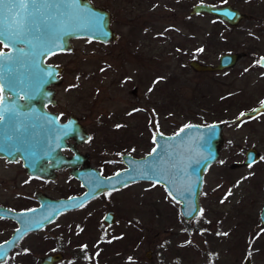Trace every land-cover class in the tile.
<instances>
[{"label": "rangeland", "instance_id": "obj_1", "mask_svg": "<svg viewBox=\"0 0 264 264\" xmlns=\"http://www.w3.org/2000/svg\"><path fill=\"white\" fill-rule=\"evenodd\" d=\"M90 1L110 12L116 38L75 37L69 50L45 59L62 66L50 107L76 115L92 131L82 146L92 153L90 161L104 160V173L113 172L122 165L120 153L149 150L154 130L171 133L189 122H222L223 141L204 171L196 216L184 219L161 184L137 180L82 209L65 210L47 226L42 250L62 251L55 264H242L244 257L264 264V108L251 120L235 121L264 98V0ZM196 2L229 3L246 16L231 25L210 13H191ZM229 51L240 53L230 67L196 71L189 65L190 59L213 65ZM248 147L257 157L245 164ZM19 170L17 164L0 168V197L14 198L37 184L51 196L79 189L65 173L22 186ZM105 208L114 213L109 225L101 218ZM35 255L33 249L13 257L35 264L29 260Z\"/></svg>", "mask_w": 264, "mask_h": 264}, {"label": "water", "instance_id": "obj_2", "mask_svg": "<svg viewBox=\"0 0 264 264\" xmlns=\"http://www.w3.org/2000/svg\"><path fill=\"white\" fill-rule=\"evenodd\" d=\"M189 11L210 13L231 25L246 16L229 3L196 2ZM0 30L13 37L5 41L12 50V58L0 63V86L3 87L0 106L15 108L7 117L8 122L0 121V156L20 159L30 174L51 176V168L72 166L74 156L68 158L60 151L66 139L82 141L88 134L74 115L59 122L57 113L45 108L46 103H54V85L59 83L62 70L61 65L45 59L52 53L69 50L71 39L75 37L101 42L114 40L116 33L110 27V12L90 0H36L35 3L29 0L26 8L20 0H0ZM1 46L0 51L9 52V48ZM239 56L237 51L222 52L213 65L195 59H190L189 65L196 71L219 70L232 66ZM260 65L264 68V58ZM263 106L264 99L260 107ZM221 128L222 122L209 121L185 123L171 133L154 130L152 146L147 152L140 156L122 153L123 167L109 174L102 175L90 165L79 170L72 168L70 173L84 188L79 194L60 197L41 194L40 205L24 211L0 207V215L18 220V227L11 236L0 243V260L24 231L48 223L61 211L72 209L103 190L136 180L161 184L168 196L178 202L181 216L191 219L200 211L203 174L218 156L223 141ZM153 148H156L155 153ZM256 157V150L248 148L243 162L251 163ZM112 216L113 211L108 210L103 220L112 222ZM259 225L264 227V205L259 212ZM149 252L147 250L146 255ZM62 256L61 251L46 253L39 264H54ZM150 264L163 263L153 261ZM242 264H250V259L245 257Z\"/></svg>", "mask_w": 264, "mask_h": 264}, {"label": "flooded vegetation", "instance_id": "obj_3", "mask_svg": "<svg viewBox=\"0 0 264 264\" xmlns=\"http://www.w3.org/2000/svg\"><path fill=\"white\" fill-rule=\"evenodd\" d=\"M2 48L3 47L0 44V49H2ZM262 101H260L261 104H262ZM9 104H10V102H8V105ZM261 104H256V105H254L253 108L240 111L235 116V121H237L238 123H241L243 121V119H245V120L253 119L256 116L255 115L256 112H258V110L260 108H264V106L260 107ZM50 105H53V104H51L49 102L46 103L45 108L51 112H56L57 113V119L59 122L65 121L67 119V117L71 114L69 112L68 114L63 116L60 111L54 110L53 108L50 107ZM10 107L0 106V113H2L3 117H4L3 121H1V122H8L7 117H9L11 113L15 112V108L14 107L10 108ZM250 110H255V111L253 113H249ZM241 113H244L245 115L241 116ZM74 116L77 118L78 122L80 124H82L80 122V119L76 115H74ZM82 126L84 127L85 131L88 134L87 139L82 140V141H74L72 138H68V139H66V145L60 148V151L64 156H66L68 158L71 156H74L71 160L72 166L70 165V166L65 167L64 165H61L57 168H51V172H52L51 176H48V175L42 176V175H36V174L28 173L26 168L23 166L20 159L10 160V159L5 158V156H0V168H5V166H7V165L8 166L9 165H15V164L19 165L20 170L18 172H20V173H18L17 177L20 179L19 181H20L22 186L31 185V183H32V185H35L37 183L51 181L54 179V177L58 178L59 176H61L62 173H65V174H67L68 177L76 180V182L79 185L80 184L79 180L77 178H75L70 173V171L72 170V168L77 169V170L84 169L86 165L96 167L99 170L100 174H102V175L109 174V173H104V170L101 167L103 165L104 160L100 161L101 162L100 164L96 163V162L92 163L90 161V158L92 157V153L87 148L82 147L83 144L89 142V140H90L89 138L92 135V131H90V130L88 131L87 128H85V126L83 124H82ZM5 143H6V140L3 142V144H5ZM248 148H253V147H248ZM248 148H246L244 150L243 161L245 159V151ZM121 154L122 153H120V155ZM120 155H119V157H121ZM133 156H135V155H133ZM120 160H121V158H120ZM243 161H242V163H244ZM121 163H122V161H121ZM245 164H250V163H245ZM121 167H123V163L121 166L115 168V170H117ZM125 185H123V186H125ZM123 186H121V187H123ZM118 188H120V187H118ZM118 188L103 190V191L97 193L96 195H94L93 197L82 202L81 204L83 206H76V207L72 208V210L68 209L66 211H75V210L82 209V208L86 207L93 199L101 196L104 193H107L111 190H115ZM83 190H84L83 186L79 185L78 190L71 191L68 194L59 195V196H51V195L47 194V192L44 190L43 186L37 184L35 187H33L31 189H29V190L27 189L28 193H24L23 191H16L15 192L16 197H14L15 199L13 198V195L5 196V198L0 197V207L6 208V209L12 210V211L29 210V209H32V208L40 205L39 197L42 196L41 194H45V195H48L50 197H60V196H69V195H73V194H79ZM13 200H15V202H12ZM108 210H112V209L111 208H105V210L103 211V214L101 216L102 220H103V216H104L105 212ZM66 211L65 210L61 211L51 221H49L48 223H46V224H44L38 228L26 230L23 233H21L20 236L18 237L17 241L13 245V247L5 255L4 259L0 260V264H20V261L15 260L13 256L18 255L19 253H22V251L23 252L25 251L26 254L29 255L30 251L33 249H35L37 251V255H35L34 257H29V260H31L32 263L39 264L41 256H43L44 254L49 253V252H53V251H60L57 249V250L46 252V250H42L41 246L44 245L46 242L45 231H46L47 226L50 225L52 222L56 221L58 219V217ZM112 218H113L112 222H108L105 220H103V222L108 224V225L113 223L114 213H113ZM135 220L138 222L139 221L138 217H135ZM186 220H188V219H186ZM0 226L2 227L0 229V243H1L3 241L7 240L11 236V234L14 232V230L18 227V220L11 218L9 216L0 215ZM138 230H140V226H138ZM139 236H140V233H138V236H136L134 239L135 244L139 243V242H137L140 240ZM146 251H145V256H147V258H149L150 252L148 255H146ZM60 259H62V258H60ZM60 259H58L57 261H59ZM151 262H153V261H151Z\"/></svg>", "mask_w": 264, "mask_h": 264}, {"label": "snow or ice", "instance_id": "obj_4", "mask_svg": "<svg viewBox=\"0 0 264 264\" xmlns=\"http://www.w3.org/2000/svg\"><path fill=\"white\" fill-rule=\"evenodd\" d=\"M28 2H29V0H20L21 5L24 6L25 8H26ZM31 2L35 3L36 0H31ZM105 35H107V33H105ZM6 40L11 41V40H13V37L10 34H8L7 32H5L4 30H0V44H3L5 48H9V52L8 53L0 51V63L4 62L5 60H10L12 58L11 57V51L12 50L9 47V44L5 43ZM200 51H203V49H200ZM160 79H162V78H160ZM156 82H158V81H154V83H156ZM2 91H3V87L0 86V93H2ZM0 103H2V97H0ZM243 115H245V114L241 113V116H243ZM3 119H4L3 114L0 113V121H3ZM117 127H119V125ZM185 127H191V125H186ZM181 131H183V129ZM152 152L155 153L156 152V148H153ZM249 167H251V165H249ZM116 175L119 176L120 174L116 173ZM77 206H83V205L80 204V205H77ZM202 211L203 210L201 209V212ZM17 231H19V229Z\"/></svg>", "mask_w": 264, "mask_h": 264}]
</instances>
